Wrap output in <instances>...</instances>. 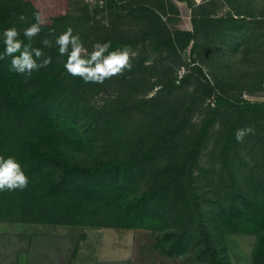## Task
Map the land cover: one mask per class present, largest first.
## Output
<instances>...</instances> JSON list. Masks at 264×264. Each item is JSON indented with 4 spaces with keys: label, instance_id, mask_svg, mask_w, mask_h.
Here are the masks:
<instances>
[{
    "label": "rangeland",
    "instance_id": "1",
    "mask_svg": "<svg viewBox=\"0 0 264 264\" xmlns=\"http://www.w3.org/2000/svg\"><path fill=\"white\" fill-rule=\"evenodd\" d=\"M34 13L47 23L32 46L52 63L31 78L0 63L11 95L0 101V156L14 157L29 181L0 192V264H214L210 252L199 256L206 240L220 264H253L256 218L264 222V113L242 105L264 103V0H0V31L15 25L23 40ZM68 27L89 51L144 39L146 53L133 50L123 76L86 84L41 44ZM184 32L198 41L162 49ZM17 91L37 96L20 109ZM220 95L240 104L215 109ZM249 125L255 133L237 142ZM29 143L60 166L28 172ZM100 164L112 167L96 185L71 173L61 180L60 169ZM237 189L249 204L235 213Z\"/></svg>",
    "mask_w": 264,
    "mask_h": 264
},
{
    "label": "clouds",
    "instance_id": "2",
    "mask_svg": "<svg viewBox=\"0 0 264 264\" xmlns=\"http://www.w3.org/2000/svg\"><path fill=\"white\" fill-rule=\"evenodd\" d=\"M102 3L103 0H101V5ZM33 16L35 22L22 31L23 40L20 39L21 31L15 25L0 31V42L4 46L0 59L10 57L9 71L25 76V78H31L33 72L47 68L52 63V57L45 56L42 48L32 46L33 39L40 34L41 27L47 23L42 14L34 13ZM17 19L20 23L27 22V16L24 14H20ZM49 36L53 39L46 37L41 44L45 48L55 46L59 56L66 58L63 63L66 74L72 78H79L86 84H103L105 80L123 76L125 72L132 70V60L138 55L128 46L110 50V42H97L89 51L80 35L73 34L71 27L58 35L50 31ZM146 63H151V61H146ZM185 72L186 69L181 68L178 70V75L182 78ZM254 133V127L249 125L237 129L235 139L243 143L246 136ZM28 183V177L14 157L0 156V192L23 191Z\"/></svg>",
    "mask_w": 264,
    "mask_h": 264
},
{
    "label": "trees",
    "instance_id": "3",
    "mask_svg": "<svg viewBox=\"0 0 264 264\" xmlns=\"http://www.w3.org/2000/svg\"><path fill=\"white\" fill-rule=\"evenodd\" d=\"M16 7H18V5H16ZM229 19H233V18H229ZM181 35L183 36V39L181 41H179L177 43V45L172 41L169 40L166 42L167 45L163 46L162 49L166 50V49H170V48H176L179 50H183L185 49L189 43L193 42H197V38H195L192 34H190L189 32H184L181 33ZM144 39L141 40H133L130 42H112L111 43V49L110 50H115L118 48H123L124 46H128L131 48V50H136L138 51L139 48H141L144 53H146L145 51V46H144ZM160 46L159 44H157L156 49H158L157 47ZM3 43L0 42V55H3ZM66 59V58H65ZM10 61V57H5L4 59H0V63H10L8 62ZM1 66V65H0ZM8 88L7 84L0 80V101H2L3 103L6 102L8 100V98L11 96L10 93L8 92ZM37 93L36 92H30V93H23L20 91L15 92L12 97L13 100L17 103V107H19L20 109L25 108L28 104L32 103L34 101V99L36 98ZM214 104L216 106L215 109L218 108H228V107H233L236 106L237 104H240L238 101L235 100H228L226 98H224L223 96H218L215 100H214ZM244 108H251L257 111H260L262 113H264V103H256V104H243L242 105ZM212 125V121L207 122L204 125V130L201 133V136L198 140V145L201 144V142L203 141V137L204 134L206 133V129L208 127H211ZM8 129L6 128V131ZM232 131H235V128L233 127ZM233 138H227L225 140V143L223 145V149L222 151L224 152V150L230 146V144L232 143ZM43 147L40 146L39 143L37 144H32L29 143L27 145V147H25L23 149V157L21 155V157L23 158V163L24 165L28 168L27 171H34L33 169H36L39 164H45V165H57L60 166V159L57 157L56 154L51 153L49 151H46L44 149H42ZM196 152V151H195ZM222 157L224 158V155L222 154ZM21 164H22V159H21ZM116 164L114 163L113 166H115ZM225 166H227L225 164ZM112 165L111 164H100L99 166L93 168V169H80L78 167H74V166H69L67 167V170L65 169H60L59 171L62 173L61 174V180H65L68 175L71 174H77V175H81L82 179H87V183L88 185H96L98 183H100L99 181L102 180L103 175L108 172L111 169ZM100 177V178H99ZM69 178H73V177H69ZM81 180V179H80ZM83 181V180H82ZM102 184V182H101ZM238 197V198H237ZM248 197V193H244L241 189H237V194H236V200H234L235 205L237 206L235 209V213L238 212L239 207L242 204H249V200L247 199ZM145 199L144 197H139L136 198L135 200H133L130 205L135 207L137 206L139 203L143 202ZM232 204L225 209L222 212V218L221 219H225L227 218L229 215L232 214V211H234V207ZM236 215V214H234ZM260 219L259 221H256L259 224V232H256V241H255V246L253 249V255H252V263L253 264H264V222L261 220L262 217L256 218ZM214 221L217 222V220L215 219ZM182 241H184V232L181 233V237L179 238V243ZM209 240H206L205 246L203 247L205 249V251L201 250L199 252V256H204L207 252H210L211 254V260L214 264H220L219 260L216 259V254L215 252L211 251L210 247H209Z\"/></svg>",
    "mask_w": 264,
    "mask_h": 264
}]
</instances>
